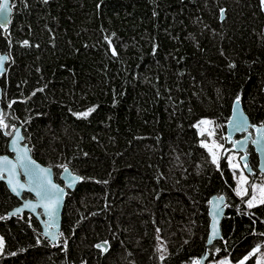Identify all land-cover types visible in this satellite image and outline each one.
Masks as SVG:
<instances>
[{
    "label": "trees",
    "instance_id": "trees-1",
    "mask_svg": "<svg viewBox=\"0 0 264 264\" xmlns=\"http://www.w3.org/2000/svg\"><path fill=\"white\" fill-rule=\"evenodd\" d=\"M10 2L0 28L5 131L21 128L57 182L63 166L81 181L56 245L33 217H7L20 201L0 182V264H257L264 204L247 208L250 190L234 195L226 153L213 163L195 126L212 121L231 150L220 135L237 97L250 123L264 124L261 0ZM9 138L0 129V155ZM247 153L250 189L264 176ZM221 196V238L206 248L209 203ZM104 241L107 251L95 247Z\"/></svg>",
    "mask_w": 264,
    "mask_h": 264
},
{
    "label": "water",
    "instance_id": "water-1",
    "mask_svg": "<svg viewBox=\"0 0 264 264\" xmlns=\"http://www.w3.org/2000/svg\"><path fill=\"white\" fill-rule=\"evenodd\" d=\"M3 2H4V0H0V3H3ZM7 4L9 5L8 10L4 13H0V24H4L5 23L4 17L5 16L7 17L6 27L3 29H6L8 27V25L10 23L11 13H12L10 0H7ZM262 11L264 12V4L262 5ZM220 15H221L220 20H223L224 19V11L223 10L220 12ZM0 56H7V55L4 54V55H0ZM6 62L3 65V71L0 72V77L6 73V69H5ZM234 107H235V102L232 105L231 115H230L228 123L226 124V140H227V143L231 145V150L233 152H235L236 154H238L239 161H240V164L242 165L244 173L249 177L254 174V171L252 170V168L249 165V156L247 153V149L250 146L253 149V151L257 157V172L260 173L262 176H264V134L257 131V128H259L261 125H264V124L252 125L250 123L247 115L244 113V111L241 107V104H239V108L235 112V114H234ZM0 113H1V109H0ZM241 114L243 117L247 118L248 127L244 130H237L234 127L233 121L240 119ZM0 129L5 135L10 137L9 141H8V146H7L8 154L0 155V158L7 157V159L9 161H11V164L4 166V169H5L3 172L4 179L0 180V182L5 185V187L7 188V190L9 191V193L13 197H15L16 199H18L20 201V205L17 208H15L14 210H12L10 213H8L7 217L21 216L23 214H27L28 216L33 217L40 224L42 236L51 245H56L57 241H58L59 233L61 230V215H62V210H63V205L65 202V199L67 197L68 192L75 190L76 186L80 183L81 179L77 180L75 183L72 184L71 187H69L68 185L71 181V177L72 176L79 177V176L71 173L70 170L68 173H65V171L63 169L60 172L59 177H58L60 183L57 182L54 179V173L50 167L43 166V165L39 164L38 162H36L32 158L29 147L24 143L21 128L11 129L8 132L10 134H6L5 128H0ZM17 131L19 132V135H20V137H22V139L17 140V137H16ZM239 136H242V137L236 139ZM14 140L17 141L15 145H13ZM240 142L243 143L242 149L240 147ZM25 151L27 152L28 158L30 160L34 161L35 164L38 165L40 168L50 169L49 178L51 179L52 183L57 185L59 188L63 189V193H64L63 197L59 202L54 221L51 222L50 227H46V225L49 224V221H48V217L44 214V210L42 208H37L35 211H32L31 209L24 207V205L26 203L31 202V203L35 204V203L39 202L35 192L28 190V187L30 185L29 177L24 175L23 169L19 166V160L17 157L22 156L25 153ZM245 163L248 166L247 168L244 167ZM13 165H16L15 180H18L21 184L25 185L23 190L18 189L19 195H17L16 193H13L11 191L9 184H8V179H9L8 169L11 168ZM23 195H28L30 198L23 199L22 198ZM221 197H212L210 200V203H209L210 224H209L206 248L211 246L213 244V242L218 241L221 238L220 223H221V221L224 217V214H225V199L223 197V200L221 201L220 200ZM17 209H21V211L19 213H17V211H16ZM214 212L218 213L216 215V220H215V228L218 232V235L216 236V238L213 239L212 244H209L208 240H209L210 236L212 235L213 224H214V220H213V213ZM49 232L52 234H55L56 238L52 239V237L50 235H46V233H49ZM204 261H205V256H203L200 259L199 264H203Z\"/></svg>",
    "mask_w": 264,
    "mask_h": 264
},
{
    "label": "snow or ice",
    "instance_id": "snow-or-ice-1",
    "mask_svg": "<svg viewBox=\"0 0 264 264\" xmlns=\"http://www.w3.org/2000/svg\"><path fill=\"white\" fill-rule=\"evenodd\" d=\"M45 2H47V0H45ZM261 3L264 4V0H261ZM9 5L7 4V0H4L3 3H0V13H4L8 10ZM5 23L4 24H0V28H5L6 27V22H7V17H4ZM25 45L28 44L27 41L24 42ZM116 52L113 49V55H115ZM9 59V57L7 56H0V72L3 71V65L4 63ZM234 67V65H233ZM239 104H240V99L239 97H237L236 101H235V107H234V114L235 112L238 110L239 108ZM9 107H11V105H9ZM94 111V109H89L88 111H85L83 113L78 114V118L83 117V118H87L88 115L90 114V112ZM201 124H209L211 123L210 121H201ZM234 127L237 130H244L248 127L247 124V118L243 117L241 114V118L238 120H234L233 121ZM8 125L5 123L4 121V117L3 114L0 113V128H7ZM258 132H261L262 134H264V125H261L259 128H257ZM6 134H10V133H6ZM203 134V133H202ZM212 133H210L211 135ZM16 137L17 140L22 139V137H20L19 132H16ZM16 140L13 141V145L16 144ZM204 147H207L206 144L202 145ZM216 147H221L220 145H216ZM240 147L241 149L243 148V143L240 142ZM19 160V166L23 169L24 171V175L29 177L30 180V185L28 187L29 191H33L35 192L39 202L38 203H26L24 205L25 208H29L32 211H35L37 208H42L44 210V214L48 217V221L49 224L46 225V227H50L51 226V222L54 221L55 218V214L59 205L60 200L63 197V189L59 188L57 185L53 184L51 179L49 178V173H50V169H46V168H40L38 165L35 164L34 161L30 160L27 156V152L25 151V153L22 156H18L17 157ZM216 156L213 155V163H216ZM11 164V161H9L7 159V157H3L0 158V180L4 179V166ZM232 167H238V165H232ZM245 168H247V164L245 163L244 165ZM65 173L69 172V169L67 168V166H63ZM16 165H13L11 168L8 169L9 172V179H8V184L11 188V191L13 193H16L17 195H19V190H23L25 185L21 184L18 180H15V175H16ZM250 171V170H249ZM81 179L80 177H76V176H72L71 177V181L69 183V187L72 186L73 183H75L77 180ZM240 181L243 183H247V177H245L243 175V173H241L240 175ZM257 188L256 186H253L252 188V192L253 195L246 201L247 203V207L248 208H252L255 206L254 201L256 200V193ZM261 195V200L260 203L264 204V187H260L259 188ZM238 196H242L241 191L237 190L236 193ZM243 195H247V189H244ZM220 200H223V197L220 198ZM17 213H19L21 211V209H17L16 210ZM15 214V213H14ZM218 213H213V220H214V224H213V230H212V235L210 236L208 243L212 244V241L214 238H216V236L218 235V232L215 228V220H216V215ZM46 235H50L52 237V239H55V234L52 233H46ZM264 235V234H262ZM95 247H97L98 249H100L101 251H107V241H104L102 243H98L95 245ZM3 249V241L2 238H0V252H2ZM218 251V249H217ZM255 251H259V249H254ZM245 259H247V257H245ZM195 264H199V261H196ZM220 264H228L227 261H221ZM243 264V262H242Z\"/></svg>",
    "mask_w": 264,
    "mask_h": 264
},
{
    "label": "rangeland",
    "instance_id": "rangeland-1",
    "mask_svg": "<svg viewBox=\"0 0 264 264\" xmlns=\"http://www.w3.org/2000/svg\"><path fill=\"white\" fill-rule=\"evenodd\" d=\"M202 121H205V120H202ZM206 121H210V120H206ZM200 122L197 123L195 127H196V130H197L199 135H201L203 137L205 136V139L201 142V145H204V144L207 145V147H204V146L203 147L208 151V153L211 155L212 159H213V155L216 156V160H217V162L215 163L216 165L219 164L220 157L222 156V154L224 152L226 153V158H225L226 163H227L229 170L232 172V174L234 176V181H235V187L233 189L234 195L238 198H243L245 196V195H243L244 189H247V192H248V190H250V197H251L253 195L252 188H253V186H256L257 191L255 193L256 200L254 201V204H255V206L261 204L260 200H261L262 194L260 193L259 188L264 187V179L258 178V181L254 182L252 185H250V189H249L247 186L249 185L250 177L244 173L242 165L240 164V161H239L238 154H236L235 152L230 150V148H226L225 144L223 142H220L217 139V135H218L217 131H216L217 126L212 121H210L211 123H209V124H201ZM210 133H212V134L210 135ZM220 138H221V140H224V138H226V134L224 135L222 133L220 135ZM216 145H220L221 147H216ZM232 165H238V167L234 168V167H232ZM241 173H243V175L245 177H247V183L246 184L240 181ZM238 187L242 193V196H238L236 194ZM245 205L247 207L246 202H245ZM158 251H159L160 258L165 257L167 254V250H166V248L162 242H159V244H158ZM220 262L218 261L214 264H220ZM257 264H264V253L262 256L257 258Z\"/></svg>",
    "mask_w": 264,
    "mask_h": 264
},
{
    "label": "built area",
    "instance_id": "built-area-1",
    "mask_svg": "<svg viewBox=\"0 0 264 264\" xmlns=\"http://www.w3.org/2000/svg\"><path fill=\"white\" fill-rule=\"evenodd\" d=\"M198 261V259L192 261V262H189V263H185V264H195V262Z\"/></svg>",
    "mask_w": 264,
    "mask_h": 264
},
{
    "label": "flooded vegetation",
    "instance_id": "flooded-vegetation-1",
    "mask_svg": "<svg viewBox=\"0 0 264 264\" xmlns=\"http://www.w3.org/2000/svg\"><path fill=\"white\" fill-rule=\"evenodd\" d=\"M242 136H239V137H237L236 139H238V138H241ZM230 145V144H229ZM231 146V145H230Z\"/></svg>",
    "mask_w": 264,
    "mask_h": 264
},
{
    "label": "crops",
    "instance_id": "crops-1",
    "mask_svg": "<svg viewBox=\"0 0 264 264\" xmlns=\"http://www.w3.org/2000/svg\"><path fill=\"white\" fill-rule=\"evenodd\" d=\"M222 261H225V260H222ZM220 262V261H219Z\"/></svg>",
    "mask_w": 264,
    "mask_h": 264
},
{
    "label": "bare ground",
    "instance_id": "bare-ground-1",
    "mask_svg": "<svg viewBox=\"0 0 264 264\" xmlns=\"http://www.w3.org/2000/svg\"><path fill=\"white\" fill-rule=\"evenodd\" d=\"M253 125V124H252Z\"/></svg>",
    "mask_w": 264,
    "mask_h": 264
}]
</instances>
